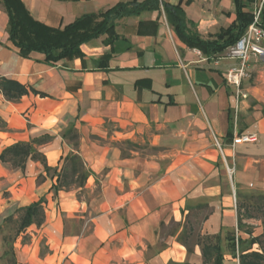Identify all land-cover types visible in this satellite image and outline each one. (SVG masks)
<instances>
[{
	"label": "crops",
	"instance_id": "1",
	"mask_svg": "<svg viewBox=\"0 0 264 264\" xmlns=\"http://www.w3.org/2000/svg\"><path fill=\"white\" fill-rule=\"evenodd\" d=\"M21 1L36 21L63 29L133 0ZM161 1L181 3L204 41L237 20L234 0ZM243 1L252 13L255 0ZM8 25L0 2V80L27 90L16 100L0 90V155L49 138L33 145L48 172L39 161L29 160L22 171L0 160V214L44 200L46 221L26 229L33 240L22 248L31 253H21L20 264H31L40 244L49 250L41 264H193L203 259L202 246L189 251L180 243L186 229L221 238L224 246L235 237L238 254L239 239L247 241L244 254L262 253L248 242L264 236L252 214L264 211L254 203L264 196V62L253 59L249 77L239 88L229 86L226 74L238 62L221 60L226 50L208 59L189 48L163 7L117 20L113 44L102 36L82 46L83 59L53 66L39 53L21 57ZM105 57L108 67L98 68ZM238 93L246 98L238 102ZM72 128L88 179L83 188L56 193L57 174L75 153L65 137ZM242 135L258 141L234 146ZM84 190L99 195L88 203L79 199ZM171 224L176 232L164 235Z\"/></svg>",
	"mask_w": 264,
	"mask_h": 264
},
{
	"label": "trees",
	"instance_id": "2",
	"mask_svg": "<svg viewBox=\"0 0 264 264\" xmlns=\"http://www.w3.org/2000/svg\"><path fill=\"white\" fill-rule=\"evenodd\" d=\"M0 2L3 3L9 18V41L19 50L20 56L29 58L32 53H39L44 55V62L51 66L63 60L83 59L82 46L102 36H107L105 40L107 45L113 44L119 38L116 33V21L147 10H159L163 7L167 21L178 37L189 48L200 51L208 59L236 44L254 20L252 13L247 10L248 4L243 0H234L236 23L223 30L216 40L204 41L197 32L192 30L194 24L188 22L181 3L173 6L161 0H133L119 3L105 12L83 15L63 29H53L36 21L21 0H0ZM261 27L264 29V8L261 13ZM109 62L110 57H105L96 61L95 64L98 68H107ZM0 90L9 100H16L27 94L25 87L19 83L4 79L0 80ZM65 137L72 143L75 153L65 158L63 167L57 174V185L53 187L56 193L69 190L74 185L83 188L89 174L78 154L79 133L72 128L65 134ZM48 140L49 138L45 137L33 140L31 143L15 144L2 152L0 160L22 171L25 170L29 160L39 161L45 165V170L48 172L50 168L46 166V158L33 149V145H42ZM43 203L44 200H40L18 210L22 213L19 232L25 231L32 225L41 226L44 224L46 217ZM261 238H251L248 242L250 247L260 244ZM214 239L216 238L207 237L203 243H198L202 246L203 264H207L210 260L213 261V264H224L222 247L218 238L216 242H213ZM227 239L240 264H262L264 261V252L244 254V251H241V246L247 241L244 242L241 239H239L240 254L237 256L236 238L228 237Z\"/></svg>",
	"mask_w": 264,
	"mask_h": 264
},
{
	"label": "rangeland",
	"instance_id": "3",
	"mask_svg": "<svg viewBox=\"0 0 264 264\" xmlns=\"http://www.w3.org/2000/svg\"><path fill=\"white\" fill-rule=\"evenodd\" d=\"M233 64V62L231 63ZM76 186V185H74ZM71 186V187H74ZM70 189V188H69ZM99 195V190H95L94 193H90L89 191H82L79 194V199L85 200L88 203H91L95 198ZM264 196H259L257 198L254 197V203H263L264 204ZM263 209V208H261ZM252 214L261 222L264 227V211L262 210H252ZM22 213L16 209V207L10 208L8 211L0 214V264H20L21 262V253L25 254L26 252L31 253V249L26 248L25 250L22 248L26 245L32 244V236L27 233V230L23 232H19V223ZM46 221V220H45ZM200 221V220H199ZM198 222H194L195 226L198 227ZM45 223V222H44ZM42 226V225H41ZM41 226H37L40 228ZM251 229L254 227H250ZM250 229V230H251ZM177 230V226L174 224L169 225L166 229L163 230L164 235L174 234ZM180 243L186 245L187 249L193 251L195 245L199 242H204L205 238H201L198 236L197 232L190 233L188 229L179 237ZM217 240L214 239L213 242ZM220 245L224 246L223 239H218ZM230 243L225 245L222 249V253L224 255V264H240V261L233 254V249L230 247ZM247 246L245 245L244 248ZM256 250L264 252V236L261 238V243L257 247ZM49 252L48 248L45 247L44 244H40L39 248L36 249L32 258L31 264H41L39 259H43L45 255ZM237 256L239 255L236 252ZM193 264H203L202 257L198 259L191 260ZM207 264H213V261H208ZM264 264V261L262 262Z\"/></svg>",
	"mask_w": 264,
	"mask_h": 264
},
{
	"label": "built area",
	"instance_id": "4",
	"mask_svg": "<svg viewBox=\"0 0 264 264\" xmlns=\"http://www.w3.org/2000/svg\"><path fill=\"white\" fill-rule=\"evenodd\" d=\"M264 8V0H255L252 8L253 23L249 26L245 34L239 41L226 49L225 55L221 60H232L238 62V66L231 68L225 77L229 86L239 88L243 80L249 77L248 66L250 62H264V29L261 27V13ZM246 96L237 94L238 102ZM215 143L219 150L222 151L219 141L214 137ZM258 141L256 135L236 136L233 139V145L253 144Z\"/></svg>",
	"mask_w": 264,
	"mask_h": 264
}]
</instances>
